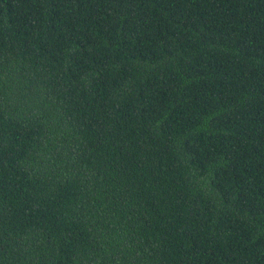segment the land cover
I'll return each instance as SVG.
<instances>
[{"label":"trees","instance_id":"16d2710c","mask_svg":"<svg viewBox=\"0 0 264 264\" xmlns=\"http://www.w3.org/2000/svg\"><path fill=\"white\" fill-rule=\"evenodd\" d=\"M0 264H264V0H0Z\"/></svg>","mask_w":264,"mask_h":264}]
</instances>
